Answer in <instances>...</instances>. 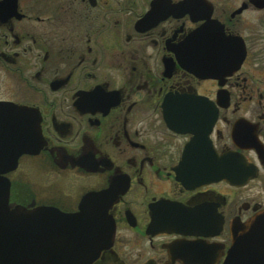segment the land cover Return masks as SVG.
<instances>
[{
	"label": "flooded vegetation",
	"instance_id": "obj_1",
	"mask_svg": "<svg viewBox=\"0 0 264 264\" xmlns=\"http://www.w3.org/2000/svg\"><path fill=\"white\" fill-rule=\"evenodd\" d=\"M183 1L0 0L8 204L74 214L99 194L94 207L108 223L89 264H224L231 231L240 259L264 245L261 227L251 228L264 216V162L240 144L254 135L232 134L247 121L264 151V97L255 96L237 29L244 14L264 9ZM210 20L246 45L229 77L182 63L195 51L190 36ZM252 103L256 110L242 111ZM227 152L255 165L257 177L243 186L211 177V153Z\"/></svg>",
	"mask_w": 264,
	"mask_h": 264
},
{
	"label": "water",
	"instance_id": "obj_2",
	"mask_svg": "<svg viewBox=\"0 0 264 264\" xmlns=\"http://www.w3.org/2000/svg\"><path fill=\"white\" fill-rule=\"evenodd\" d=\"M190 1L184 0L182 4ZM249 1L258 9H264V0ZM244 8L245 5L237 13ZM188 42L195 51L183 56L182 63L209 79L231 76L240 69L247 55L243 39L225 35L224 26L215 20L196 30ZM232 134H238L242 139L244 135H254L252 140H242L240 144L253 149L261 163L264 162V151L255 136L254 126L239 120ZM210 158L216 161L215 165L208 167L215 180L243 186L257 177V167L238 153L227 152L219 158L211 153ZM11 169L1 170L5 173ZM181 172L177 179L186 186L185 168ZM8 193L9 183L6 178H1L0 264H89L102 248L98 243V227L108 222L104 212L94 207L96 199L99 201V194L83 198L77 213L63 214L49 207L32 210L19 206L10 208ZM259 227L264 232V216L262 220L251 223L252 229L258 230ZM239 245L238 236L231 231V246L224 264H264V245L258 244L248 257L241 259Z\"/></svg>",
	"mask_w": 264,
	"mask_h": 264
},
{
	"label": "rangeland",
	"instance_id": "obj_3",
	"mask_svg": "<svg viewBox=\"0 0 264 264\" xmlns=\"http://www.w3.org/2000/svg\"><path fill=\"white\" fill-rule=\"evenodd\" d=\"M239 21L238 33L245 38L248 49L252 48V52L255 54L253 61L250 62L246 70H251V77L255 78L256 84L253 87L255 96L261 94L264 97V11L261 13H246ZM262 105L264 106V99ZM257 107L255 103L247 104L242 111H254ZM256 184L254 186H258Z\"/></svg>",
	"mask_w": 264,
	"mask_h": 264
},
{
	"label": "trees",
	"instance_id": "obj_4",
	"mask_svg": "<svg viewBox=\"0 0 264 264\" xmlns=\"http://www.w3.org/2000/svg\"><path fill=\"white\" fill-rule=\"evenodd\" d=\"M249 49H250L249 50V60H250V62H252L255 54L252 52V48H249Z\"/></svg>",
	"mask_w": 264,
	"mask_h": 264
}]
</instances>
